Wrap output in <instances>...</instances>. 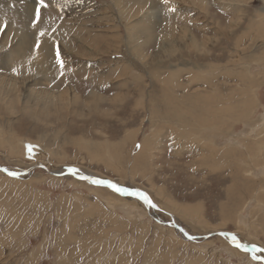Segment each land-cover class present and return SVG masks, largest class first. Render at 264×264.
Here are the masks:
<instances>
[{
    "label": "rangeland",
    "instance_id": "1",
    "mask_svg": "<svg viewBox=\"0 0 264 264\" xmlns=\"http://www.w3.org/2000/svg\"><path fill=\"white\" fill-rule=\"evenodd\" d=\"M43 2L0 0V264H264V0Z\"/></svg>",
    "mask_w": 264,
    "mask_h": 264
},
{
    "label": "bare ground",
    "instance_id": "2",
    "mask_svg": "<svg viewBox=\"0 0 264 264\" xmlns=\"http://www.w3.org/2000/svg\"><path fill=\"white\" fill-rule=\"evenodd\" d=\"M32 4H34L33 2H31ZM140 3H142V1H140ZM32 4H31V8L33 7L32 6ZM25 11V10H24ZM25 12H27V16H31V11L30 10H27V11H25ZM24 12V13H25ZM34 13V12H33ZM34 15V14H33ZM23 37V36H22ZM30 44H31V47H30ZM32 47H33V45H32V43H31V39L29 38V37H26V36H24V38H21V39H19L18 40V42H17V46H16V55L19 57V59H20V61L21 60H23V61H26V62H28L29 63V67H31V68H34L35 66H39L38 67V69L39 68H42V67H44L45 66V64L47 63V61L45 60V56H46V54H47V50H46V48H45V50H44V47L43 48H41V50L39 51V54L38 55H32L33 54V52H32ZM47 56H48V54H47ZM31 58H33V60L31 59ZM33 61V62H32ZM36 64V65H35ZM45 68V67H44ZM173 120H174V118L176 119L177 118V116L176 115H171L170 116ZM20 151H22V149H20ZM25 151L23 150L22 151V153L25 155L26 153H24ZM31 154H35L34 152H32ZM30 154V155H31ZM60 172V171H59ZM79 172V171H78ZM56 173V172H55ZM57 175H60V174H58V173H56ZM62 174H65V173H62ZM61 174V175H62ZM86 174V173H85ZM84 174V175H85ZM81 175V174H80ZM88 175V174H87ZM75 178H77V179H81V177H86L87 179H85L88 183H90V184H92V182H91V180H88V178L90 177H88V176H83V175H81V176H76V174H75V176H74ZM101 186V185H100ZM98 191H102V193H106V194H108L107 193V191L106 190H98ZM95 192V191H94ZM109 195V194H108ZM121 195H123V194H121ZM111 196V195H110ZM123 196H125V195H123ZM128 196V195H127ZM130 197H132V195H130ZM110 200H113V201H115V202H120V203H122V201L121 200H117L115 197H110ZM126 202H128V200H125ZM131 202H133V201H131ZM128 205H130V204H128ZM128 211V210H127ZM142 220V219H141ZM231 239H232V237H230Z\"/></svg>",
    "mask_w": 264,
    "mask_h": 264
},
{
    "label": "snow or ice",
    "instance_id": "3",
    "mask_svg": "<svg viewBox=\"0 0 264 264\" xmlns=\"http://www.w3.org/2000/svg\"><path fill=\"white\" fill-rule=\"evenodd\" d=\"M40 7L36 8L35 10V14H36V18L37 21L40 18V8L45 7L43 0H38ZM57 63L61 64V67L63 66L59 57V54H57ZM28 152L31 153L33 151V148L31 145L27 146ZM73 173H75V169L70 170ZM9 175H16V173L14 172H9ZM81 179H87L86 177H81ZM93 184H97V185H107L108 187H110L113 191L121 193V194H128V195H134L137 196L139 199H141L144 203V205H146L149 208H155L156 206L151 202V200L149 199V197L147 195H145L142 192H135V193H129L126 189L118 187L116 184L108 182V181H104V180H92L91 181ZM233 242H235L236 238L232 237ZM236 247H244L241 244H236Z\"/></svg>",
    "mask_w": 264,
    "mask_h": 264
},
{
    "label": "water",
    "instance_id": "4",
    "mask_svg": "<svg viewBox=\"0 0 264 264\" xmlns=\"http://www.w3.org/2000/svg\"><path fill=\"white\" fill-rule=\"evenodd\" d=\"M124 195H128V194H124ZM132 197H136V196L132 195ZM231 237H232V236H231ZM235 241H237V240H235Z\"/></svg>",
    "mask_w": 264,
    "mask_h": 264
}]
</instances>
